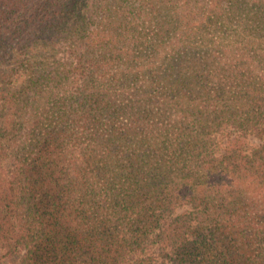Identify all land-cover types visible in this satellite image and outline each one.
<instances>
[{
	"label": "trees",
	"instance_id": "1",
	"mask_svg": "<svg viewBox=\"0 0 264 264\" xmlns=\"http://www.w3.org/2000/svg\"><path fill=\"white\" fill-rule=\"evenodd\" d=\"M17 257L264 264V0H0Z\"/></svg>",
	"mask_w": 264,
	"mask_h": 264
},
{
	"label": "rangeland",
	"instance_id": "2",
	"mask_svg": "<svg viewBox=\"0 0 264 264\" xmlns=\"http://www.w3.org/2000/svg\"><path fill=\"white\" fill-rule=\"evenodd\" d=\"M59 56H60V58L62 59V57H63L64 55H63L62 53H59ZM63 58H64V57H63ZM250 141H251V143H253V144H258V143L260 142L258 138L253 137V136L250 137ZM186 210H188V207H187V206H186V207L178 208L177 212H178V213H181V212H184V211H186ZM19 262H20V258L17 257V258H13V259H10V260L6 261L5 264H20Z\"/></svg>",
	"mask_w": 264,
	"mask_h": 264
}]
</instances>
